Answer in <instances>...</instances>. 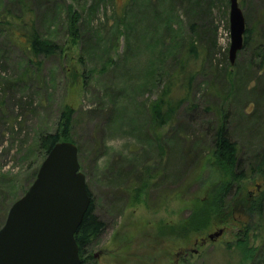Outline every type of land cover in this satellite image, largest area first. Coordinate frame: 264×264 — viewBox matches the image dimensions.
Returning a JSON list of instances; mask_svg holds the SVG:
<instances>
[{"label": "rangeland", "instance_id": "1", "mask_svg": "<svg viewBox=\"0 0 264 264\" xmlns=\"http://www.w3.org/2000/svg\"><path fill=\"white\" fill-rule=\"evenodd\" d=\"M138 1L25 0L20 7L3 0L10 14L25 9L61 55L34 58L1 26L0 227L6 207L30 187L45 158L31 145L39 134L59 131L69 107V142L80 147L93 213L104 224L86 250V264H253L242 261L237 244L244 234L248 246L264 244V176L255 169L264 150V67L258 66L264 0H238L246 27L254 29L233 64L229 0H159L160 8L155 0ZM126 7V23L134 26L128 38L115 14ZM73 12L79 18L74 41ZM162 61L165 74L151 88L148 71ZM190 71L188 99L157 128L149 105L165 83ZM181 89L178 84L171 95ZM220 122L248 176L226 197L222 217L208 203L210 212L196 213L191 223L195 209L212 201L214 183L221 184L211 154Z\"/></svg>", "mask_w": 264, "mask_h": 264}, {"label": "water", "instance_id": "2", "mask_svg": "<svg viewBox=\"0 0 264 264\" xmlns=\"http://www.w3.org/2000/svg\"><path fill=\"white\" fill-rule=\"evenodd\" d=\"M228 12L227 58L233 64L243 48L246 23L238 0H229ZM77 154V145L66 140L46 153L30 187L11 204L0 227V264H82L75 233L91 201Z\"/></svg>", "mask_w": 264, "mask_h": 264}, {"label": "trees", "instance_id": "3", "mask_svg": "<svg viewBox=\"0 0 264 264\" xmlns=\"http://www.w3.org/2000/svg\"><path fill=\"white\" fill-rule=\"evenodd\" d=\"M20 7L26 6L25 0H16ZM138 0H131L133 3H137ZM139 2V1H138ZM3 0L0 1V29L3 24L8 27L9 33L11 38H13V41L15 44L21 46V49L24 51H28V54H30L32 57H40V56H50L54 55L56 53L60 54L58 45H56L54 42H52L50 37H45L41 34V32L36 28V20L32 18L30 15L25 13V9H23V15H17V14H10L8 11H5V6L3 5ZM155 4L159 6L160 3L159 0H155ZM97 8L99 7L98 4H96ZM157 6V7H158ZM3 7V10H2ZM126 8H121L120 12L115 13L118 17L122 16L119 21L121 23H126V18L124 17V14L126 13ZM114 14V15H115ZM70 22L68 25L69 30H71L72 33V40H76L78 36L79 30L76 28V23L78 21V16H76V12H73L72 15L69 17ZM146 17V21H147ZM126 25V26H125ZM125 25V36L126 38L129 37L132 30L134 29V26L132 23H126ZM138 24L135 26L136 28ZM160 27L159 25H157ZM157 26L154 28L155 32L157 33L158 28ZM162 28V26H161ZM253 29L246 27L245 29V35H244V41L243 45H246L249 40L252 39L253 35ZM261 61L259 63V67H264V50L261 51ZM83 57V56H82ZM40 63L39 61L34 62ZM154 64L155 61H152ZM160 65H162L160 67ZM158 66V68L155 70V67H151V69L148 71L150 78V83L152 84L150 87H157L158 81H161L163 78L164 70V62L162 61ZM183 66L180 68L182 69ZM192 78H193V72L190 71L188 76H183L182 78L175 80L174 82H169L168 84L165 83L164 88L159 93V96L157 99H155L150 105V115L153 120H155V125L158 127H162L167 123L169 120L172 121L174 119V115L176 114L177 110L181 107V105L188 99L191 85H192ZM153 80V82H152ZM148 81V80H147ZM146 81V82H147ZM178 84L182 85L181 94L179 96H173L171 93L174 91L175 86L178 87ZM74 110H72L69 107H66L59 119L60 122V129L56 132L51 133H42L39 134L36 142L34 143L33 147L37 148L41 153V156H45L46 153L52 148V145L55 144L57 141H69L70 135H69V128L71 124V114ZM224 116V115H223ZM225 117V116H224ZM175 132L174 134V140L177 141L178 135ZM213 139H214V147L212 148V155L213 160L216 163L217 168L219 169L220 173H222V179L220 181L221 184L214 183L213 185V199L212 201H205L203 202L205 204L204 211H201L200 208L195 209V214L192 215L193 217L197 214H200L202 216L203 212H210V207H212L213 212L219 214V217H222L225 214V207H226V197L230 195L232 196V191L236 188L237 191L240 190L242 187L241 181L245 178H247L248 173L244 170H242L241 161L238 159V149L237 144L234 142L229 134L227 127H225L224 123L220 122L214 133H213ZM171 140V139H170ZM179 143V142H178ZM32 148V147H31ZM80 149V147H78ZM32 150V149H31ZM262 153L259 154L258 162L255 165V169L257 171L261 172V175L264 176V150L261 151ZM207 156V155H206ZM211 156V155H210ZM182 159V158H181ZM203 159V158H202ZM174 161L173 163H175ZM168 164L169 161L167 162ZM166 168V167H165ZM168 169V168H167ZM166 169V171H167ZM175 169V167H174ZM169 170H172L169 168ZM179 173V171H175L176 173ZM37 171L34 172V177L36 175ZM165 179V178H164ZM168 180V179H165ZM239 189V190H238ZM88 190V189H87ZM235 190V191H236ZM90 205L89 208L80 223V226L78 227V230L75 233L76 241L79 248V256L82 259V264H86L90 260V257L86 256V250L89 248L90 242L93 238L98 236V234L101 232V230L104 228V224L102 221H99L96 217V215L93 213V201L91 197L90 190ZM142 191V188L139 190H136V193L134 194V198H136ZM209 204L208 208H206V205ZM12 204V203H11ZM11 204L6 207V214L8 213V210L11 206ZM229 204V203H228ZM258 210L260 211L262 208V202H258L256 204ZM201 211V212H200ZM197 213V214H196ZM191 219V223L194 222L195 217ZM242 241L240 240L237 244V249L242 255V261L245 258L252 259L253 264H264V244L260 248L254 247V246H248L246 237L247 235L244 234Z\"/></svg>", "mask_w": 264, "mask_h": 264}, {"label": "flooded vegetation", "instance_id": "4", "mask_svg": "<svg viewBox=\"0 0 264 264\" xmlns=\"http://www.w3.org/2000/svg\"><path fill=\"white\" fill-rule=\"evenodd\" d=\"M94 256V255H93Z\"/></svg>", "mask_w": 264, "mask_h": 264}]
</instances>
